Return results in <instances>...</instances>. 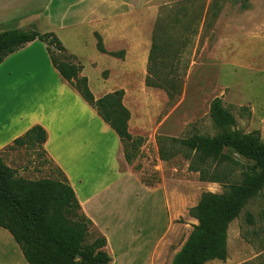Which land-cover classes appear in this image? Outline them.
<instances>
[{"label": "rangeland", "instance_id": "rangeland-1", "mask_svg": "<svg viewBox=\"0 0 264 264\" xmlns=\"http://www.w3.org/2000/svg\"><path fill=\"white\" fill-rule=\"evenodd\" d=\"M154 3L153 12L138 9L133 15L138 22H133L132 28L145 30L144 38L153 33L161 42V73L152 72L151 79L162 83L172 80L176 84L172 96L166 89L146 85L147 61L144 62L140 47L124 65L118 58L104 56L95 47L93 50L88 35L75 42L69 34L72 29L54 33L68 52L74 53L72 48L78 51L76 57L86 66L89 86L96 98L120 88L125 90L123 101L131 112L129 130L133 137L140 136L144 141L132 164L124 158L122 143L121 166L132 168L147 185L167 189L170 225L160 264H170L198 223L190 215V208L205 192L222 193L225 187L201 181L198 173L188 170L190 161L182 152L162 160L156 137L216 135L218 129L210 117V105L214 98L221 97L237 119L236 128L244 132L260 130L264 141V0ZM36 29L42 32L48 27L41 24ZM80 40L86 42V48H74ZM241 106L248 109L241 111ZM6 158L19 175L30 179L58 172L39 147H11ZM239 173L238 168L236 178ZM139 193L138 197L135 192L128 196L127 206L130 211L135 203L145 207L141 219L149 221V198L146 193ZM91 231L92 238L101 234L96 227ZM228 252L225 264H264V189L231 222Z\"/></svg>", "mask_w": 264, "mask_h": 264}, {"label": "crops", "instance_id": "crops-1", "mask_svg": "<svg viewBox=\"0 0 264 264\" xmlns=\"http://www.w3.org/2000/svg\"><path fill=\"white\" fill-rule=\"evenodd\" d=\"M157 1L172 0H0V32L36 29L41 24L48 27L42 33L72 29L69 34L74 41L88 35L93 50L98 33L108 52H125L123 59L98 50L102 55L127 65L131 53L140 47L148 62L153 33L144 38L145 30L132 28L138 22L133 15L141 8L153 12ZM74 46L86 48V42L80 40ZM71 50L77 56L78 51ZM85 69L83 65L81 76L88 78ZM37 124L48 132L45 154L65 174L82 211L107 238L106 249L113 258L110 264H160L170 225L167 189L149 186L132 168H122L119 136L61 77L51 63L47 44L39 40L25 44L0 63V153L7 164L11 166L6 158L9 146ZM133 192L137 197L139 192L147 194L149 221L141 219L142 205L135 203L129 210L127 199ZM0 264H29L3 227Z\"/></svg>", "mask_w": 264, "mask_h": 264}, {"label": "trees", "instance_id": "trees-1", "mask_svg": "<svg viewBox=\"0 0 264 264\" xmlns=\"http://www.w3.org/2000/svg\"><path fill=\"white\" fill-rule=\"evenodd\" d=\"M96 37L100 52L124 57L123 50L108 52L102 37L98 33ZM35 40L47 44L51 63L61 77L117 133L124 145V158L132 164L144 139L133 137L129 130L131 112L123 101L125 90L120 88L96 98L88 78L81 76L83 65L68 52L54 32L42 33L35 28L1 31L0 63ZM162 51L161 42L152 37L145 83L166 89L172 96L176 87L172 80L162 83L160 79H151L152 72L156 75L161 73ZM240 109L244 111L248 108L241 106ZM210 117L218 129L216 135L195 133L186 137H156L162 160H170L182 152L190 161L188 170L198 173L201 181L221 183L225 187L222 193L205 192L199 202L190 208V215L198 223L193 226L171 264L226 261L231 222L264 189V141L260 130L244 132L237 129V119L221 97L212 100ZM47 138V130L37 124L16 138L9 147H39L45 153ZM238 168L240 173L236 178ZM57 171V175L39 179L23 177L4 161L0 153V227L13 235L29 264H110L113 258L106 249L107 238L103 234L92 238L93 221L82 211L65 174L59 168Z\"/></svg>", "mask_w": 264, "mask_h": 264}, {"label": "water", "instance_id": "water-1", "mask_svg": "<svg viewBox=\"0 0 264 264\" xmlns=\"http://www.w3.org/2000/svg\"><path fill=\"white\" fill-rule=\"evenodd\" d=\"M78 257H79V255H78Z\"/></svg>", "mask_w": 264, "mask_h": 264}]
</instances>
